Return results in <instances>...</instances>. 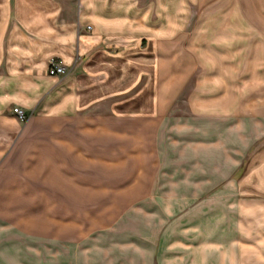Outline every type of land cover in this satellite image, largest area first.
<instances>
[{"label": "crops", "instance_id": "crops-1", "mask_svg": "<svg viewBox=\"0 0 264 264\" xmlns=\"http://www.w3.org/2000/svg\"><path fill=\"white\" fill-rule=\"evenodd\" d=\"M15 9L18 13L13 15L17 17L8 18V30L3 25L5 20L0 19V170L13 162L9 157L47 144L50 136L45 132L52 125V119H59L60 125L64 121L90 119L93 131L98 133L97 139L146 140L139 145L149 148L147 154L156 155L150 166L157 173L161 170L162 141H174L178 146L181 140V145L189 147H219L224 154L220 170L224 171L228 170V159L233 161L232 165H238L244 147L263 137L264 0H71L67 3L39 0L36 3L17 1ZM207 43L211 44V51L219 53L218 57L227 64L225 67L234 68L236 75V80L232 76L222 79L219 99L225 102L224 106L232 98L234 109L231 114L224 109L225 113L218 116L212 135L207 134V121L211 118L206 110H198L202 105L207 106V66L196 68L201 76L189 97L193 112L188 114H169L179 86L178 93L166 96L163 92L167 79L162 75L165 59L173 60L171 74L186 73L180 59L195 58L196 52L207 53ZM5 46L12 52L7 60L1 54ZM200 56L207 58L206 54ZM55 58L67 67L65 75L48 73L50 61ZM150 74L159 76L151 84L152 88L147 82ZM149 92H152L150 98ZM15 106L29 112L25 122L14 113ZM211 116L215 119V115ZM250 121L261 128L253 126L254 129L248 130L245 124ZM59 131L63 133L66 129ZM39 138L44 143L38 144ZM128 146L127 151L117 153L137 154L130 150L136 146ZM262 160L257 158L251 163V170L255 172L251 180L243 176L226 178L219 191L223 201L235 202L241 208L242 216L234 224L238 227L236 233L233 226L223 225L224 222L214 225L210 209L206 222L201 214L178 228L175 225L184 219L173 222L174 226L162 232V237L169 238L165 245L153 237L158 235L155 226L147 233L150 237L140 234L139 240L117 241L126 247H138L137 264H245L242 212L244 203H251L247 205L252 209L254 203L264 200ZM116 161L107 162L114 163L115 167L123 163L116 164ZM190 163H171L163 169L168 177L163 178V184L158 181V175L150 177L144 195L154 188L150 193L154 204L175 202L169 196L172 189L166 188L184 183H191L192 187L212 184L209 176L186 179L174 174L180 168L188 171ZM129 179L126 181L135 180L132 176ZM140 184H144L142 179ZM158 187L161 191H157ZM234 188L235 194L228 198ZM198 194L186 196L187 202L195 201ZM212 197L218 196L209 195ZM189 228L192 233L185 231ZM1 244L0 264H7ZM110 245L108 242L107 246ZM125 253L116 252L122 257L117 261L111 260L114 256L110 251L107 258L97 259L93 254L91 263L124 264ZM16 259L14 264H20Z\"/></svg>", "mask_w": 264, "mask_h": 264}, {"label": "rangeland", "instance_id": "rangeland-1", "mask_svg": "<svg viewBox=\"0 0 264 264\" xmlns=\"http://www.w3.org/2000/svg\"><path fill=\"white\" fill-rule=\"evenodd\" d=\"M17 1L36 3L39 0H0V19L5 20L3 25L6 30L9 28L6 25L8 18L17 17L13 15L18 13L15 9ZM63 1L67 3L71 0ZM207 38L209 39V35ZM207 48H209L207 53L195 51V58L180 59V65H183L187 72L179 76L171 74L173 60L165 59L162 75L167 80L164 81L166 84L163 93L168 97L176 94L178 93L176 88L179 86V93L169 114H188V111H192L189 97L201 76L197 69L206 65L207 106L202 105L198 110H206L211 118L207 121V134L210 132L212 135L219 121L218 116L225 113L224 109L230 110L229 114L234 109L232 98L228 99L224 106L222 103L225 102L219 99L222 79L232 76L236 80V75L234 68L225 67L227 64L218 57V52L211 51V44L207 43ZM11 53L7 46L4 52H1L5 60ZM205 54L207 58L200 56ZM191 70L193 72L188 74ZM157 78H159L157 75L148 76L149 88H152L151 84ZM148 95L150 98L152 92ZM225 106L227 108H224ZM25 112L29 117V112ZM211 115H215V119ZM52 120V125L45 132L47 137L50 136L46 140L47 144L29 148L28 152L22 155L9 157L8 159L13 162L0 170V229L3 228L0 244L2 243L7 264H14L16 258L20 264H77L76 261H79V264H92L93 254L97 255V259H101V256L107 258L108 251L114 256L111 260L117 261L122 257L115 253L122 250L126 252L123 256L124 264H137L136 259L140 260L138 247L133 245L126 247L120 245L117 240L132 238L139 240L140 234L147 235L155 226L158 235L153 237L157 241L160 240L161 245H165L169 238L164 235L163 238L162 232L165 233L170 226H174L173 222L179 218L184 219L175 225L178 228L180 224L185 225L189 218L200 216L199 214L206 222L207 211L210 209L213 210L214 225L224 222L223 225L233 226L235 233L238 230L234 224L236 219L242 216L241 208L235 202L223 201L219 191L226 178L243 176L244 179L251 180L255 174L251 170V163L254 159L264 158V135L244 147L245 151L238 165H232L233 161L228 159L226 165L228 170L224 171L220 170L224 154H221L219 147L210 149L204 146L189 147L181 145V140L178 146L174 141L169 143L166 141L167 144L162 141L166 148L164 146L159 148L161 170L157 173L156 170L152 171L153 167L150 166L156 155L147 154L149 148L139 145L146 140L100 139L102 137L97 139L98 133L93 131L90 119L83 118L73 123L64 121L62 125L59 119ZM253 126L261 128L256 122L250 121L245 124L248 130L254 129ZM61 128L66 129V132H60ZM40 139L43 138L37 140L38 144L44 143V140L39 141ZM129 144L136 146L137 150H130H135L137 154L117 153L127 151ZM114 159L117 160L116 164L123 163L115 167L114 163L107 162ZM181 162H191L188 164L189 169L186 168L188 171L180 168L174 174L182 175L186 179L209 176L212 184L192 187L191 183L187 185L184 183L179 187L166 188L172 189L169 196L171 199L175 198V202L154 204L150 200L152 199L150 193H153L154 188L144 195L147 191L145 185L148 184L150 177L158 175V181L163 184V178H168L163 169L168 168L171 163ZM138 167L141 168L140 171L133 170ZM233 168L234 170L230 171ZM131 176L135 180L126 181L130 180ZM141 179L144 181L143 185L140 184ZM126 182L129 184L124 185ZM247 188L245 185V191ZM159 189L161 191V187H158L157 191ZM235 190L236 188L233 189V194H228V198L235 194ZM142 192L143 196H140ZM197 192L199 194L194 197L195 201L187 202L186 196L189 194L192 196ZM209 195L218 197L209 198ZM247 204L251 203H244L242 213L245 219L241 230L244 262L264 264V200L254 203L252 209ZM169 210L170 213L167 212ZM189 230L190 228L185 231L193 232ZM108 242L111 243L110 246H107ZM115 245L119 246L114 247Z\"/></svg>", "mask_w": 264, "mask_h": 264}, {"label": "built area", "instance_id": "built-area-1", "mask_svg": "<svg viewBox=\"0 0 264 264\" xmlns=\"http://www.w3.org/2000/svg\"><path fill=\"white\" fill-rule=\"evenodd\" d=\"M90 28V26H88ZM68 72L67 67L61 63L58 60H51L49 67H48V73L53 76H62L65 75ZM14 113L17 115V117L25 121L28 117L27 113L20 107L13 108Z\"/></svg>", "mask_w": 264, "mask_h": 264}]
</instances>
